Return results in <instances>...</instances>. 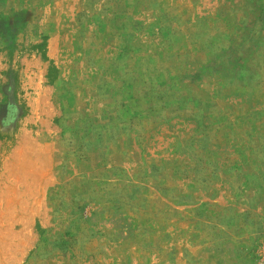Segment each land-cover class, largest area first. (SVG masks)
I'll return each mask as SVG.
<instances>
[{
	"label": "rangeland",
	"instance_id": "rangeland-1",
	"mask_svg": "<svg viewBox=\"0 0 264 264\" xmlns=\"http://www.w3.org/2000/svg\"><path fill=\"white\" fill-rule=\"evenodd\" d=\"M0 264H264V0H0Z\"/></svg>",
	"mask_w": 264,
	"mask_h": 264
}]
</instances>
